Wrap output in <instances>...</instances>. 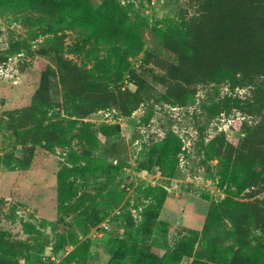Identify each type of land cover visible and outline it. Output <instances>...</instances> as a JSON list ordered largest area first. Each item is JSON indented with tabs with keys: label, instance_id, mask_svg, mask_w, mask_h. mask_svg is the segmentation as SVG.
Masks as SVG:
<instances>
[{
	"label": "rangeland",
	"instance_id": "374dc122",
	"mask_svg": "<svg viewBox=\"0 0 264 264\" xmlns=\"http://www.w3.org/2000/svg\"><path fill=\"white\" fill-rule=\"evenodd\" d=\"M90 1L99 7L106 0ZM111 2L125 11L127 27L141 32L140 51L105 41L68 16L0 0V50L10 56L0 73V232L30 245L31 259L21 254V264H219L203 256L200 244L210 206L227 196L247 200L249 191L240 189L244 177H226L211 142L225 132L240 143L245 130L238 121L247 117L250 87L200 85L184 106L156 104L152 113L142 105L130 115L112 106L81 116L52 74L44 125L56 128L62 141L38 144L32 162H20L24 152L11 114L31 103L43 71L58 72V54L112 88L134 89L136 71L166 90L162 72L146 57L161 49L177 61L161 45V28L193 12L190 0ZM176 142L182 144L177 157ZM221 224L225 244L237 248L233 222ZM262 244L264 231L253 225L245 251ZM177 249L187 253L179 259Z\"/></svg>",
	"mask_w": 264,
	"mask_h": 264
},
{
	"label": "trees",
	"instance_id": "16d2710c",
	"mask_svg": "<svg viewBox=\"0 0 264 264\" xmlns=\"http://www.w3.org/2000/svg\"><path fill=\"white\" fill-rule=\"evenodd\" d=\"M33 7L44 14L68 16L77 24L91 26L105 41L123 42L133 52L142 48V34L128 28L125 11H117L106 0L95 7L90 0H5ZM190 12L179 23L161 28V45L176 54L177 61L166 58L161 49L150 51L146 63L162 72L160 83L166 90L159 91L142 73L130 74L135 88L118 84L115 88L95 82L91 72L82 70L70 59L58 54V72L45 70L31 103L14 109L10 126L23 147L22 164L29 165L38 144L50 146L62 141L56 128L44 125L46 106L53 103L51 75L60 76L65 96L76 114L87 116L96 111L118 107L130 115L142 105L156 104L184 106L197 93L200 85L231 83L234 87H250L245 113L253 122L238 121L245 130L240 143L227 138L225 132L211 142L212 155L220 159L225 175L244 177L241 190H248L247 200L227 196L210 206L200 239L203 256L219 264H264V244L246 252L250 244L252 226L264 231V0H190ZM10 56L0 50V65L8 64ZM135 136H132L134 139ZM172 155L182 151L181 142L172 143ZM167 154L161 156L162 167ZM259 167V170L255 168ZM164 172V170H162ZM230 179V178H229ZM229 218L234 224L233 235L237 248L225 244L221 237V221ZM31 247L13 241L0 232V264H21L19 255L31 259ZM186 250L177 249L182 258ZM194 264H207L195 260Z\"/></svg>",
	"mask_w": 264,
	"mask_h": 264
},
{
	"label": "built area",
	"instance_id": "2783aa9c",
	"mask_svg": "<svg viewBox=\"0 0 264 264\" xmlns=\"http://www.w3.org/2000/svg\"><path fill=\"white\" fill-rule=\"evenodd\" d=\"M5 69H7V64H1L0 65V73H4L5 72Z\"/></svg>",
	"mask_w": 264,
	"mask_h": 264
}]
</instances>
